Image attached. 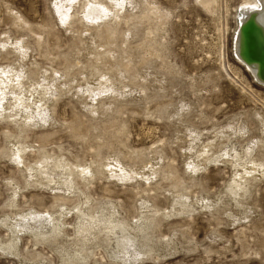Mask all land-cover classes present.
I'll list each match as a JSON object with an SVG mask.
<instances>
[{
	"label": "rangeland",
	"instance_id": "1",
	"mask_svg": "<svg viewBox=\"0 0 264 264\" xmlns=\"http://www.w3.org/2000/svg\"><path fill=\"white\" fill-rule=\"evenodd\" d=\"M253 1L0 0V264H264Z\"/></svg>",
	"mask_w": 264,
	"mask_h": 264
},
{
	"label": "bare ground",
	"instance_id": "2",
	"mask_svg": "<svg viewBox=\"0 0 264 264\" xmlns=\"http://www.w3.org/2000/svg\"><path fill=\"white\" fill-rule=\"evenodd\" d=\"M238 24H239L238 30L236 31L237 33L235 36L236 37L235 47H236V52L238 53L237 55H239V57L246 63V65L249 66L254 71V75L260 81H262V83H264V0H255L253 2L245 4L238 13ZM75 211H77L80 214L83 213V211H81L79 207H75ZM61 217H63V215L59 214V216L54 219L55 224L52 226V229L65 227V222L61 219ZM9 224L5 223V226L11 229L15 228L14 226H11ZM37 227L39 226L37 225ZM11 231L13 232V230H10V232ZM14 241L16 242V240ZM15 242L14 244L12 243L10 246L9 245L8 247L5 246L2 249L8 252L10 255L14 254L16 250ZM70 259H81V256L78 255L77 253L66 254L65 260L67 261Z\"/></svg>",
	"mask_w": 264,
	"mask_h": 264
}]
</instances>
